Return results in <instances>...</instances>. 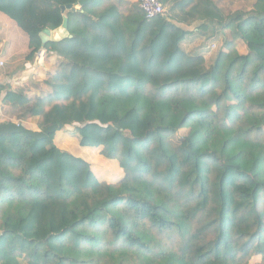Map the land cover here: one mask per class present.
<instances>
[{
    "label": "trees",
    "instance_id": "trees-1",
    "mask_svg": "<svg viewBox=\"0 0 264 264\" xmlns=\"http://www.w3.org/2000/svg\"><path fill=\"white\" fill-rule=\"evenodd\" d=\"M78 1L0 0L28 37L26 60L42 49L59 60L46 98L3 99L38 130L0 124V264H264V0L233 14L158 0L166 15L152 20L136 2L62 12ZM63 18L69 37L42 46ZM197 21L231 32L210 66L176 25ZM65 126L124 178L99 181L59 150Z\"/></svg>",
    "mask_w": 264,
    "mask_h": 264
},
{
    "label": "crops",
    "instance_id": "crops-1",
    "mask_svg": "<svg viewBox=\"0 0 264 264\" xmlns=\"http://www.w3.org/2000/svg\"><path fill=\"white\" fill-rule=\"evenodd\" d=\"M110 4L114 5L121 13H127L129 9L135 4V0H107ZM236 4L234 5L235 11L231 13L245 12L250 9L252 0H233ZM220 9L218 6H216ZM166 11V7H164ZM203 22H194L190 26H184L183 24H176L186 31H188V39L185 41L184 49L187 53L191 55H202L204 57L206 64H212L215 62L217 54L221 51L223 42L230 38L231 32L229 30L219 31L218 25L213 22H205L208 28L201 29ZM213 29V30H212ZM210 30V31H209ZM204 35H210L204 37ZM202 39L208 40L205 45H202ZM29 40L27 35L20 30L16 24L9 19L7 16L0 12V124L6 123V119H3L2 112L6 109H10L6 103L3 102L5 94L7 91L16 92V73L21 70V68H27L34 59L30 61L26 60V56L29 53ZM215 45L214 50H210V45ZM239 52H244L245 47L242 44L238 45ZM53 57V56H51ZM26 121V120H25ZM22 121L23 126L26 122ZM34 119H29L28 122L35 124ZM27 122V123H28ZM9 123L14 124L12 121ZM28 123L29 125H31ZM22 126V127H23ZM27 129H33L29 126ZM61 133L56 132L54 135L53 142L55 146L61 151H67L66 145L59 146L55 141L56 138H60ZM64 141L67 139L66 136L63 137ZM74 147H76L75 141L72 142ZM66 147V148H64ZM88 149L86 148H75V155L77 158L85 159L88 154ZM87 157V156H86ZM93 159V157H91ZM118 172H104L101 176L102 180H109L112 176H117Z\"/></svg>",
    "mask_w": 264,
    "mask_h": 264
},
{
    "label": "rangeland",
    "instance_id": "rangeland-1",
    "mask_svg": "<svg viewBox=\"0 0 264 264\" xmlns=\"http://www.w3.org/2000/svg\"><path fill=\"white\" fill-rule=\"evenodd\" d=\"M215 6H218L221 11L224 13H231L232 11H235L234 5L236 4L233 2V0H212ZM208 42L206 39H202V45H205ZM214 45V44H213ZM215 46V45H214ZM212 45L209 46L210 50H214L211 48ZM31 62V61H30ZM213 64V63H212ZM212 64H206L208 66ZM2 65V63H0ZM59 66V60L55 59V57H47L43 61H36L34 60L31 65H29L27 68H21L16 73V91L21 90L23 94H25L28 98L33 99L35 97H42L46 98L49 94V88L46 86V82L48 79L54 75L58 69ZM3 119H6V121H12L15 125H21L23 126V123L21 120H18L16 117V114L13 115L11 113L10 109H6L4 112H2ZM29 119H27L25 127L26 129L31 126L33 129H37V123L35 121L34 123L28 122ZM31 125H29L28 123ZM185 129L180 130L173 136V141L176 142L177 140L183 139V133ZM58 133H61L60 138H56V142L59 146L66 145L65 152H68L71 155H75V148H79V135L75 132V129L72 126H65L62 130H60ZM66 136V140L64 141L63 137ZM75 141L76 147H74L73 143ZM88 154L85 156L84 160L86 163L89 164L90 169L93 173V175L96 177L99 181L102 180V174L104 172H112L114 171L118 172L117 176H112L111 179L105 180V183L108 184H117L124 178V172L123 169L120 167L119 163L115 160H107L105 159L99 149H88ZM76 157V156H75ZM93 157V159L91 158ZM260 262L259 257H252L249 261V264H257Z\"/></svg>",
    "mask_w": 264,
    "mask_h": 264
},
{
    "label": "built area",
    "instance_id": "built-area-1",
    "mask_svg": "<svg viewBox=\"0 0 264 264\" xmlns=\"http://www.w3.org/2000/svg\"><path fill=\"white\" fill-rule=\"evenodd\" d=\"M135 2L138 4V8L143 12L147 20H152L158 17L163 18L166 15L164 7L158 0H135ZM211 48L214 49L215 46L212 45ZM46 55L47 53L45 50H39L35 54V60L43 61L46 59Z\"/></svg>",
    "mask_w": 264,
    "mask_h": 264
},
{
    "label": "water",
    "instance_id": "water-1",
    "mask_svg": "<svg viewBox=\"0 0 264 264\" xmlns=\"http://www.w3.org/2000/svg\"><path fill=\"white\" fill-rule=\"evenodd\" d=\"M88 2H90V0H79L77 3V7L72 8L71 6H65L62 8V12L66 10H70V9L81 12L80 10L81 7L87 4ZM68 37H69V34L67 32V19L66 18H63L62 25L59 28L52 30V31L48 29H44L42 32L39 33V38H40L42 46H44L48 42L58 43Z\"/></svg>",
    "mask_w": 264,
    "mask_h": 264
}]
</instances>
